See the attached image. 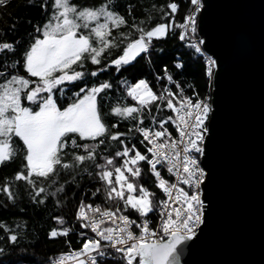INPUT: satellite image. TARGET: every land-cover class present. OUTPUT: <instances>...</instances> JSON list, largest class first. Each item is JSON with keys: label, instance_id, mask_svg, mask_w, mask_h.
Here are the masks:
<instances>
[{"label": "snow or ice", "instance_id": "1", "mask_svg": "<svg viewBox=\"0 0 264 264\" xmlns=\"http://www.w3.org/2000/svg\"><path fill=\"white\" fill-rule=\"evenodd\" d=\"M9 3L0 0V7ZM28 4H36V0H28ZM36 6L43 19L35 24L28 21L32 30L23 47L20 38L0 39V164L21 157L20 170L12 179L29 186L30 199L37 205L51 198L60 207V196L68 184L75 183L78 190V181L85 175L101 184L91 192L92 197L103 190L105 201L115 203L114 208L85 204L86 190L75 209L80 248L50 258V264H63L65 257L74 259L75 264H178L177 246L196 237L203 223L201 189L209 172L201 158L206 153V138H210L211 95L200 97L193 91V102L174 81L167 64L161 66L162 74H156L155 79L175 83L178 94L168 84L157 93L145 78L129 83L122 77L114 97L110 79L96 82L98 74L111 72L113 67L117 73L125 71L141 54L151 62L150 44L154 38L165 37L172 22L147 29L143 20L129 24L117 10V0H99L92 5L77 0H40ZM164 7L161 5L160 11L166 17L175 15L179 4L170 0L166 7L171 13ZM201 8V0H190L191 10L176 25L179 40L187 39L196 53L204 43L195 39ZM127 12L130 16V5ZM121 26L128 31H122ZM15 29L16 25H11V30ZM216 63L212 58L207 60L204 71L209 80ZM173 66L182 69L179 54ZM72 87L77 90L64 103L65 91ZM129 97L134 103H125ZM162 108L175 117L152 114V109L159 112ZM111 120L115 122L109 123ZM122 122L130 125L126 132L118 130ZM166 122L175 125L178 138L169 132ZM137 135L143 152L136 144L129 146ZM113 145L116 150L108 154ZM115 158H122L119 166ZM140 162L149 166L164 199L157 201L155 193L136 182L142 175ZM161 169L174 181L165 179ZM61 174L69 177L64 183L58 179ZM2 191L9 200L15 199L8 178ZM158 209L160 221L153 229L148 217ZM51 219L65 223L60 216ZM0 229L5 233L0 236L5 247L18 244L26 235L3 222ZM71 231L70 227H53L47 235L52 239ZM4 251L0 248V254Z\"/></svg>", "mask_w": 264, "mask_h": 264}, {"label": "water", "instance_id": "2", "mask_svg": "<svg viewBox=\"0 0 264 264\" xmlns=\"http://www.w3.org/2000/svg\"><path fill=\"white\" fill-rule=\"evenodd\" d=\"M201 4L197 34L217 62L201 158L209 179L203 223L177 246L178 264H264V0Z\"/></svg>", "mask_w": 264, "mask_h": 264}, {"label": "trees", "instance_id": "3", "mask_svg": "<svg viewBox=\"0 0 264 264\" xmlns=\"http://www.w3.org/2000/svg\"><path fill=\"white\" fill-rule=\"evenodd\" d=\"M39 2L40 0H36V4L30 5L28 4V0H10L7 7H0V32L3 33L0 39L16 40L20 38L22 40L20 47H23L27 43V33L32 30V25L28 21L30 20L32 24L38 21L42 22L41 9L36 6ZM77 2L82 5H92L98 3L99 0H77ZM169 2L170 0H117V10L125 15L129 24L134 20L137 23L143 20V26L147 29L156 23L167 24L171 21L173 26L168 28L165 37L159 40L154 38L150 44L151 62H148V58L142 55L131 67L126 66L125 71L117 73L113 67L111 72L98 74L96 78L97 83L103 80H111L114 90L112 95L114 97L116 95L115 89L117 88V82L122 77L127 79L129 83H135L138 79L145 78L148 80L149 86L157 93L162 90L165 84H168L178 94L175 83L169 84L166 80L157 81L155 79L156 74H162L161 66L163 64L168 65L169 71L173 74L174 81L181 85L185 96H191L193 95V91H195L200 97H203L207 92L209 78L204 71L207 65L206 60L178 38L180 30L176 25L181 23L183 16L187 11L191 10L190 0H175L179 4L178 11L175 15L170 14L165 17L160 11V6L164 5V10L171 13V10L166 7ZM129 5L131 6L130 16L127 12ZM149 16H151V20H148ZM13 24L16 25L14 31L11 30V25ZM121 30L128 31L124 26H121ZM112 31L114 35H117L115 29ZM177 54H179L183 62L182 69H176L173 66V61L177 57ZM76 90L77 88L75 87L67 88L63 102L67 103L72 93ZM105 95L108 94L106 93ZM56 96L60 98V93L57 92ZM174 102L176 101L174 100ZM125 103L130 104L134 102L129 97ZM145 112L147 113L148 110L145 109ZM152 114L160 118L169 115L172 116V112L167 108H162L159 112L152 109ZM114 122V120L109 121V123ZM166 123L170 125L171 122ZM144 126L147 127L148 123H145ZM129 127L130 125L127 122H122L118 130L126 132ZM16 139L18 140V138ZM139 140L140 137L138 135L134 139H130L129 146L136 144L143 152L144 149L140 145ZM106 147L108 146L106 145ZM115 150V145L111 146L108 154H113ZM103 154V152L100 153V155ZM97 162L102 163L103 161L98 160ZM121 162L122 158H115L116 166H119ZM20 167V156H17L11 162L0 164V222H3L13 230L20 228L26 234L20 239L18 244L7 245V247H5V240L0 239V248L5 249L4 253L0 254V264H50V258L71 249L80 248L82 241L78 235L80 231L79 224L75 223V209L82 198V194H85L86 190L87 193L84 196L85 204L101 205L102 208L115 207V203L108 204L105 201L103 190L98 196H91V192L97 187H101V184L89 178L87 175L84 176L83 181H78L80 183L78 190H76L75 183L68 184L66 191L60 196V207L55 206L54 200L51 198L47 199L44 205H37L30 199L29 186L24 181H14L12 179L15 173L20 170ZM139 167L142 169V175L136 182L143 184L151 192L155 193V199L159 201L162 193L155 187V177L149 171V166L146 162H140ZM112 170L114 171V168ZM126 175L129 174L126 173ZM6 178H8V182L15 196L14 200H9L7 194L2 191ZM56 179L54 178L52 183H55ZM58 179L60 183H64L69 177L61 174ZM112 179L114 180V176ZM52 216L63 217L65 223L63 225L58 224L57 221L51 219ZM151 216L153 217V214ZM53 227H70L73 228V231L67 236L49 239L47 233ZM4 235L5 233L0 229V236ZM108 264H113V262L109 261Z\"/></svg>", "mask_w": 264, "mask_h": 264}, {"label": "built area", "instance_id": "4", "mask_svg": "<svg viewBox=\"0 0 264 264\" xmlns=\"http://www.w3.org/2000/svg\"><path fill=\"white\" fill-rule=\"evenodd\" d=\"M195 39H196V40H202V38H201L197 33L195 34ZM188 43H189V41L186 39V40L184 41V44H185L186 46H188ZM200 47H201V52H200V53H197V54H198L199 56L203 57V58L206 60V62H207L208 58H212V57L204 51L202 45H200ZM212 59H213V58H212ZM213 60H214V59H213ZM215 68H216V66L213 68V73H214V71H215ZM212 80H213V76L211 77V80H209V82H208V90H207V92L205 93V95H208V94L211 95V91H212ZM205 95H204V96H205ZM188 97H192L193 102H194L195 97H194L193 95L188 96ZM175 103H176V102H174V104H175ZM176 106L179 107L178 104H176ZM175 115H176V114L172 112V116L175 117ZM153 126L156 127L157 129H159V125H158V124H154ZM166 127H168V130H169V132L172 133L173 137L178 138V134H177L176 131H175V125H172L171 123H170V125H168V124L166 123ZM140 139H141V137H140ZM161 171H162V175H163V177H164L165 179H169V178H170V174L167 173L166 169H161ZM174 179H175L174 177H171V178H170V182H171V181H174ZM184 187H185V189H187V186H184ZM161 193H162V192H161ZM201 193H202V189H201ZM164 198H165V197H164L163 194H162L161 199H164ZM93 206H96V205H93ZM148 219H149V221H150V224H151L152 228H153V229H156V225H157V224L159 223V221H160L159 209H158L155 213H153V217H152L151 215H149ZM107 223H108V222H106V226H107ZM197 230H198V229H197ZM89 231H90V230H89ZM137 234H138V233H137ZM78 249H79V248H78ZM73 250H74V249H71V250H69V251H67V252H64V253H71ZM63 264H75V261H74V259H70V258H68V257H65Z\"/></svg>", "mask_w": 264, "mask_h": 264}, {"label": "rangeland", "instance_id": "5", "mask_svg": "<svg viewBox=\"0 0 264 264\" xmlns=\"http://www.w3.org/2000/svg\"><path fill=\"white\" fill-rule=\"evenodd\" d=\"M126 174V173H125ZM135 194V193H134Z\"/></svg>", "mask_w": 264, "mask_h": 264}]
</instances>
